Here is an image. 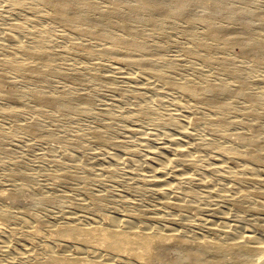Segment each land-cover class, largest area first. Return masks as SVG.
<instances>
[{"label": "rangeland", "instance_id": "rangeland-1", "mask_svg": "<svg viewBox=\"0 0 264 264\" xmlns=\"http://www.w3.org/2000/svg\"><path fill=\"white\" fill-rule=\"evenodd\" d=\"M13 1L0 0V44L3 45L0 59L5 57L4 50L13 51L18 43L35 47L37 40L45 36L42 45L50 53L54 71L48 75L44 90L52 96L86 94L92 104L85 112L68 111L62 115L55 108L36 106L29 94H21L14 104L6 102L0 94V129L8 133L4 131L6 135L0 136V194L4 193L0 208L6 214V219H0V264H47L55 255L95 264H161L154 256L159 244L167 247L160 250L165 251L162 253L167 259L181 253V248L173 243L174 234L188 244L205 242L224 246L230 241L219 235L223 226L235 224L240 233L263 224L264 186L255 182L236 183L228 175L206 182L216 176L209 171L211 160L223 158L210 147L202 148V158L195 159L193 165L173 164L167 168V174L174 168L180 170L169 181L174 188L166 193L158 192L162 185L152 183L156 174L153 153L168 137H181L187 143L198 140L197 134L181 136L176 126L162 124L161 119L175 121V114L180 113L210 124L217 114L202 109L190 98L182 99L173 90V93L161 90L168 93L164 96L162 92L149 94L144 85L149 76L135 64L121 60L126 57L125 51L114 48L113 52L119 55L101 52L102 48L111 47L112 41L63 27L52 19L50 7L40 0H26L22 6L14 5ZM251 1V7L264 11V0ZM96 4L101 8L105 2L96 0ZM205 5L209 6L208 0ZM12 23L20 26L13 27ZM221 23L229 27L225 20ZM173 24L163 36L151 31L144 22L139 24L144 31L141 38L153 55L151 66L165 78L194 86L223 81L233 89L237 78L222 73L215 62L225 57L232 67L245 72L249 91L264 94V64L240 54L237 47L224 48L218 41L213 43L211 62H204L202 57L209 51L203 44L210 41L203 25L192 22L188 26L181 18H176ZM110 30L118 37L125 35L117 26ZM6 33L12 35V40L3 39ZM72 41L82 45L75 47ZM133 55L145 58L142 51ZM22 61L34 62V59L24 57ZM73 74H79L82 81L71 80ZM12 75L13 72H7L8 77ZM16 85L24 92L34 87L29 81ZM4 87L3 90L9 88ZM218 97L225 109L221 114L223 127L213 134L217 141L226 136L242 150L245 147L237 143L234 134L250 130L253 124L260 127L256 136L264 141V117L256 114L260 109L248 114L250 105L242 96L218 94ZM173 101L178 105L174 106ZM145 103L152 104L156 114L141 119L134 117L135 111ZM188 103L191 109L186 107ZM25 106L28 111L22 109ZM75 106L81 108L76 102ZM36 107L37 111L40 108V114ZM30 121L38 125L39 133L35 134L38 136L30 137L19 128ZM93 133H99L100 138H95ZM204 137L211 139L212 135ZM164 155L174 156L170 150L163 151ZM181 176L189 178L181 180ZM231 187L252 192L253 196L231 197L234 193L227 191ZM186 190L192 191L191 196ZM45 196L55 197L56 201L46 202ZM124 219L130 220L133 227H126L121 222ZM68 226L76 231L67 233ZM114 228L131 236L134 247H112L106 233ZM64 242L71 245L64 246ZM78 247H93L98 257L89 251L78 253Z\"/></svg>", "mask_w": 264, "mask_h": 264}, {"label": "bare ground", "instance_id": "bare-ground-1", "mask_svg": "<svg viewBox=\"0 0 264 264\" xmlns=\"http://www.w3.org/2000/svg\"><path fill=\"white\" fill-rule=\"evenodd\" d=\"M25 1L26 0H14L13 4L22 6L25 4ZM40 1L50 7L52 19L63 27L75 29L79 33L86 34L95 39L112 41L111 47L107 46L101 49V52L104 54L119 55V53L113 52L114 48L125 51L126 53H124V55L126 57L121 60L126 63L131 62L135 64L149 76V81L144 84L149 94L151 92H157V95H159V92H162L161 90L173 93L171 92L173 90L176 91L182 99L189 100L190 98L196 102V104L201 105L202 109L208 108L212 110L213 113L217 114V117L210 122V124L203 120L181 115L180 113L175 114V121L161 119L160 123L162 124L176 126L181 136L197 134L198 140L187 143L181 140V137H168L164 141V144L154 151V161L152 160V162L153 165H155L156 174L151 176L154 178L152 181L154 185H162L157 188L158 192L164 194L169 189L174 188L169 184V181L172 180L173 175L178 173L180 169L174 168L171 170L172 173L167 174V168L171 167L173 164L181 167L184 165H193L195 159L202 158V148L205 149L207 147L214 149L215 152H217L216 154L221 155L223 158L216 157L212 160L210 159L212 165L209 171L215 173L216 176L215 178H208L206 182L215 181L222 176L228 175L232 176L234 180H236V183L255 182L264 186V141L259 136H256L260 127L257 124H253L250 126L251 129L249 128L250 130L238 131L234 134L237 143L245 147L242 150H238L237 146L230 138L222 136L217 141L213 135L214 132L218 131L217 128H222L224 124V119L221 117V114L225 109V104L219 99L218 94L228 97H233L235 95L242 96L250 105V112H248V114H254L256 109H260L261 111L256 114L261 117H264V94H257L249 91V89L246 88L248 83L245 72L239 68L232 67L229 59L225 57L217 58L215 62L222 73L237 78L238 83H236L233 89H230V86L223 81H218L217 83L206 82L203 86H194L187 85L183 82L168 80L160 71L151 66V64H153V55L151 56L146 41L141 38L144 31L139 27V24L144 22L149 26L151 31L159 36H163L167 29L174 26L173 21L176 18L184 19L188 26H190L192 22H197L203 25L204 33L210 41V43L203 44V47L209 51L208 54L202 57L204 62H211L212 59L210 58V54L214 48L213 43L218 41L224 48L237 47L240 54L250 57L255 62L264 64V11L258 9L256 6L251 7V0H208L209 6L205 5L206 0H103L105 5L101 8L97 6L96 0ZM125 11L128 12V14H124ZM222 20H225L227 24H229V27L222 24ZM11 26L19 27L20 25L12 23ZM113 26L119 27L125 35L120 37L116 36L110 30ZM44 37L45 36H42L37 40L38 42L35 47H30L24 43H18L15 48L16 51L4 50L5 57L0 59L1 97L6 102L14 104L21 94H29L36 106H43L47 109L55 108L61 112L62 115L68 111H87L88 107L92 104V99L89 95L76 93L74 95L52 96L44 90L46 86H48V75L54 71L49 61L50 53L44 49L42 45ZM3 39L6 41L12 40V35L6 33ZM73 44L75 47H80L82 45L80 42L72 41L71 45ZM0 49L3 50L2 44H0ZM141 51L144 52L145 58H139L133 55V52ZM24 57L33 58L34 62H23L22 59ZM38 65H41L39 67H42L43 70H39ZM8 71L13 72V77L7 76ZM70 79L76 82L82 81L79 74H73ZM22 81H29L34 87L24 92L22 88L16 85ZM4 86H8L9 88L3 90ZM162 95H168V93H163ZM138 98L141 101V97ZM75 102L77 104L79 103L81 108L75 106ZM148 103L141 105L135 111L134 117L141 119L155 115L154 107L151 103V105H148ZM172 104H174V106L178 105L177 101H173ZM39 107L38 111L36 107V112H39ZM186 107L191 109V104L188 103ZM22 109L28 111L26 106L22 107ZM19 128L26 131L28 135L30 134V137L31 134L33 137V135L39 133V127L35 121L24 122L20 124ZM2 131L6 132V130ZM3 132H1L0 129V136L6 135L7 132ZM205 134L212 135V138L204 137ZM93 136H95V138H100L99 133H93ZM58 147L59 146H57V149ZM59 149L61 150V147H59ZM165 150L172 151L174 156L171 158H167L165 155L163 156V151ZM179 178L181 180H187L189 177L181 176ZM230 189L231 190L227 189V191L234 193L231 197L244 198L253 196L252 192H246L242 189L239 190L235 187H231ZM186 193L190 195L192 191L186 190ZM3 194L4 193L0 194L1 200H3ZM8 197L12 199L13 195L8 194ZM175 199L176 201L179 200L178 198ZM44 200L52 204L56 201V198L45 196ZM4 201H6L5 198ZM0 214L2 216H0L1 220L6 219V214L1 208ZM262 217L263 224H261L259 228L252 227L242 230L240 233L238 231V226L235 224L223 226L219 231V235L230 241L224 246L205 242H198L200 244L194 245L193 243L188 244L184 238H181L178 234H174V236L171 234L173 243L181 248L180 255L175 257L177 255L175 253L176 255H173L175 258L170 259L168 257L169 259H167V256H164V253H162L165 251H160L166 246L163 247V244H159L158 247L156 246L157 252H153L154 256H157L161 260V264H264V215H262ZM121 222L128 228L133 227L132 222L128 219L121 220ZM115 230L114 228V230L112 229L106 233L110 239V241L108 239L110 245L114 248H119L121 246L131 248L134 243L131 239L132 237L130 236L129 238L126 234H121ZM75 231L76 229L72 226L66 228V232L69 234H73ZM148 239L150 240V238ZM104 240L102 239L103 242ZM141 243H143V241H140V244ZM63 245L68 247L71 244L64 242ZM142 245L144 246V244ZM123 248L124 247H122V249ZM173 249L174 248L170 250ZM77 250L78 253L89 251L90 254L94 256H96L95 254L97 253L93 247H78ZM147 250L149 252L150 249L148 248ZM51 252L53 253V250H50V253ZM55 256H52L47 264H95L79 262V260L75 258H58L59 256ZM113 256L115 255H112L111 258H114ZM149 256L152 258L153 254L151 253ZM119 258L123 259L120 256Z\"/></svg>", "mask_w": 264, "mask_h": 264}]
</instances>
